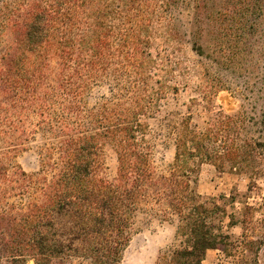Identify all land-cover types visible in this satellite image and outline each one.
Returning <instances> with one entry per match:
<instances>
[{
    "label": "trees",
    "instance_id": "1",
    "mask_svg": "<svg viewBox=\"0 0 264 264\" xmlns=\"http://www.w3.org/2000/svg\"><path fill=\"white\" fill-rule=\"evenodd\" d=\"M209 2L23 0L0 8V28L13 35L0 54V264H121L140 216L177 218L178 243L157 264H202L217 249L237 253L240 264H264V219L255 218L264 197L257 206L246 202L239 220L228 216L226 227L243 230L232 239L226 208L195 189L203 163L248 176L251 192L258 187L264 113H218L201 129L190 118L168 119L175 155L165 173L154 165L143 120L178 90L169 83L181 72L169 54H151L154 39L178 50L182 11L208 13ZM220 9L215 20L247 26L242 9ZM37 135L42 169L28 174L9 156ZM107 146L116 156L114 177L105 173ZM56 214L69 219L67 234Z\"/></svg>",
    "mask_w": 264,
    "mask_h": 264
},
{
    "label": "rangeland",
    "instance_id": "2",
    "mask_svg": "<svg viewBox=\"0 0 264 264\" xmlns=\"http://www.w3.org/2000/svg\"><path fill=\"white\" fill-rule=\"evenodd\" d=\"M22 1L0 0V8L5 5L17 7ZM224 5L231 10L242 9L240 16H244L241 19L247 26L224 22L222 19L215 20L217 12ZM208 7V13L206 9H200L195 15L193 8L182 11L180 29L183 36L178 50L168 47L163 38L159 37L154 39L150 49L153 56L169 54L181 67L180 73L175 72L176 79L169 83L170 86H177L178 90H168L159 111L143 119L149 127L148 140L159 173L168 171L175 155L174 136L169 133L166 125L168 119L190 118L192 124L201 129L218 113L235 115L246 111L256 117L264 113V0H211ZM209 12L214 17L210 15L206 19ZM224 26L231 27L227 35L222 30ZM12 42L13 35L0 28V54ZM102 91L105 92L106 87ZM35 121L32 117L30 122L34 124ZM4 129L5 126H0V134ZM43 142L40 135L35 136V139L13 151L8 162L12 166L21 167L28 174L40 172V149ZM0 150H6L1 138ZM105 164L107 176L114 177L116 156L108 146L105 150ZM249 186L250 180L246 175L220 172L207 163L199 165L196 192L203 201L214 200L226 208L224 231L232 239L241 237L243 230L241 225L226 227L230 220L228 216L235 215L236 220H239L246 202L257 206L264 197V177L257 180L258 187L252 192ZM263 215L264 210L257 212L255 218L261 221ZM54 221L57 229L67 234L69 219L56 214ZM177 224L176 217L165 220L159 216H140L121 264H157L161 254L167 253L178 243ZM258 232L259 238L264 239L263 229L258 228ZM262 258L263 254L260 253V261ZM240 261L241 256L237 253L229 256L217 249L208 251L202 264H240ZM59 264L89 263L81 259H65Z\"/></svg>",
    "mask_w": 264,
    "mask_h": 264
}]
</instances>
